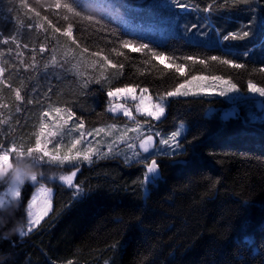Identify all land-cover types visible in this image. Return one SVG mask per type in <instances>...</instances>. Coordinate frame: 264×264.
Masks as SVG:
<instances>
[{"label":"trees","instance_id":"1","mask_svg":"<svg viewBox=\"0 0 264 264\" xmlns=\"http://www.w3.org/2000/svg\"><path fill=\"white\" fill-rule=\"evenodd\" d=\"M97 2L0 0V65L5 68L0 121H6L0 123V150L35 148L37 137H44L42 123L51 121L56 108L66 118L73 113L68 130L76 132L80 121L87 132L130 125L108 112L107 94L116 88L147 89L159 98L196 75L221 76L242 92L249 81L264 87V0ZM57 3H68L73 11L56 8ZM124 17L133 21L130 27L138 20L174 19L178 32L198 34L202 42L184 35L164 42L147 39L128 28ZM69 24L71 39L63 35ZM243 32L249 35L224 39ZM123 42L147 50L133 52ZM152 53L166 59L161 62ZM214 56L244 67L212 61ZM105 57L118 67L102 69ZM177 65H184L183 75ZM228 110L235 115L224 118ZM137 122L161 133L186 125L178 152L132 162L118 155L93 156L92 163L64 165L45 157L37 181L52 191L51 209L23 238L0 239V264H264V111L254 98L227 103L219 97H175L157 122L144 117ZM71 136L69 131L60 140ZM15 158L9 152L10 162ZM153 159L158 169L148 174ZM72 171L73 186L58 179ZM6 187L0 183V194ZM77 187L82 188L78 195ZM35 188L22 186L9 227L17 219L26 224Z\"/></svg>","mask_w":264,"mask_h":264},{"label":"rangeland","instance_id":"2","mask_svg":"<svg viewBox=\"0 0 264 264\" xmlns=\"http://www.w3.org/2000/svg\"><path fill=\"white\" fill-rule=\"evenodd\" d=\"M125 17H129L128 15L124 14ZM123 18L122 21L128 24V28H131L130 25L133 24V21L128 20L129 18ZM136 26L134 25L132 27V30L136 31L139 35L151 39V40H156L158 42H164L169 38L170 36H180L186 34L180 33L177 30V21H174V19L166 20V21H160L159 24L150 22L148 21L146 24H143L139 20L136 22ZM130 24V25H129ZM190 41L193 42H202L200 41L197 37L198 34H196V37H193L191 35L186 36ZM212 44V43H208ZM196 76H203V77H210V76H205V75H196ZM224 79V78H223ZM227 80V79H225ZM214 82L211 81L210 79L206 80H196L193 81L192 84L187 85L184 90H190V93H196V94H189L187 96H174V97H166L165 98V109L168 103V100L171 98L175 97H219L222 100L226 101L227 103L243 99V98H254L255 103L257 107L263 112L264 111V97L260 96L258 93H253L247 90L246 92H242L241 90L238 91H232V92H226L225 95L221 96L218 94L219 89H212L211 85ZM203 88H206V90H201ZM133 89V88H132ZM108 96V94H107ZM109 107H116V106H122L123 108H126L134 117V119H129V117L125 116L123 111H109L108 107V112L113 115V116H123L125 119L128 121V124H123V125H114V129L112 130L110 135H105V133L101 132L99 135H97L93 130L95 129H100V128H105L107 130L108 126H103V127H98L93 130H90L93 132L91 136L87 135L88 132L90 131H85V130H79L78 132L73 131L71 129L68 130V124L64 125L62 129L59 130L58 132V126L63 123V119H67L65 114L63 112L57 113L56 111L53 112V114H49L50 116L49 119L51 121L46 122L44 124V127L42 129V134H44V137H42V141L40 144L41 148L45 147V139L47 138V144L46 148L48 152L51 155H64L68 152V143H70L71 146V140L72 139H79L81 140V144L77 145L76 150H83L87 147H92L93 149H99L101 153H108L109 152V145H112V151L110 155H118L120 157H123L127 159L128 162L132 161H141L144 155L147 154H153V155H168L172 156L175 153L178 152L180 148V140L185 134L186 131V125L180 123L177 125L176 129L173 131H169L166 133H161L160 131L152 132V129H148L146 126L142 127L139 125L137 128V118L139 117H144L152 120L153 122H157L160 119H153L150 116L144 115L143 110L145 108L151 109L152 105H155L159 103V98H153L151 97L147 91L142 92L141 90H136L132 93H122L118 96H113L109 97ZM137 107H140L141 111H137ZM165 113V112H164ZM235 113L233 111H225L223 113L224 118H229L234 116ZM71 131L73 133V136H71V140L68 141V138L66 141H61V137H63V134L65 133L68 135V132ZM84 132V136L81 137L80 132ZM48 132H53L57 133L56 135H51L48 136ZM173 132H179L180 135H178L175 138V141L172 142L170 141L168 145L161 144L160 141L162 139H168ZM159 133V135H157ZM151 135L153 137V147L149 150V152L145 153L140 149V141L143 138H146L147 136ZM121 136L124 138L121 140L119 139ZM53 142L54 146L51 145L50 143ZM131 144L132 148H129L128 145ZM176 144H179V147H176ZM59 145V147H57ZM67 148L62 149L63 146H66ZM54 147V148H53ZM52 151V152H51ZM48 158V157H47ZM31 184L35 185V190L34 193L31 196V199L28 203L33 205V210L34 211H39L43 201L45 199V196L47 195V198L50 202V208L51 209V196H52V191L50 190V195L42 193L40 191L41 185L38 181L36 182H30ZM43 187H45L43 185ZM8 185L4 191H2L1 194L5 193L7 191ZM47 188V187H45ZM48 189V188H47ZM33 197H36V200L33 201ZM17 200V199H16ZM28 205H27V211H28ZM48 211V213H49ZM47 213V214H48ZM45 217V216H44ZM43 217V218H44ZM27 221H28V216H27ZM26 221V231H28V223ZM35 228V227H34Z\"/></svg>","mask_w":264,"mask_h":264},{"label":"snow or ice","instance_id":"3","mask_svg":"<svg viewBox=\"0 0 264 264\" xmlns=\"http://www.w3.org/2000/svg\"><path fill=\"white\" fill-rule=\"evenodd\" d=\"M90 2L92 3H98L97 0H90ZM227 2V0H226ZM26 7V5H24ZM56 8H65L67 9L69 12L73 11V7L68 4L65 3L63 5H61L60 3H57L55 5ZM181 7H183V5H181ZM205 11H209V9H205ZM37 15H39V13H37ZM66 18V17H65ZM36 28L41 27V25L39 23L35 24ZM56 31H59V29H56ZM64 36L68 37L69 39H71L72 36V25L69 24L68 28L65 30V32L63 33ZM249 35L248 32H243V33H229L228 36H225L224 39L228 40V39H243L244 37H247ZM74 42V41H73ZM4 43H8L7 40L4 41ZM122 47H128L130 49V51L133 52H145L146 46L144 45H140V46H134L132 45L130 42H123ZM56 49L60 48V41L57 40V44L55 46ZM45 51V47L41 46L40 47V52L43 53ZM115 51V50H114ZM123 53H118V55H122ZM93 55H98V53H93ZM152 56L158 58L161 60V62H163L164 57H162L160 54L158 53H152ZM186 60H191L193 58L191 57H186ZM212 61H218L221 64L224 65H229L233 68L236 69H240L243 68L244 65L242 64H237L234 63L233 61L230 60H220L219 57H211L210 58ZM53 62H55V49H54V55H53ZM196 61H194L195 63ZM200 64H206L207 62L205 60H199L198 61ZM109 65L112 68H117L118 65L112 63L110 60L107 59V57L104 58L103 63L101 64V68L103 69L104 65ZM119 67H123V65H119ZM184 69V65H177L176 66V71L180 72L181 75L184 74L183 72ZM74 70H75V66H74ZM261 71H264V69H261ZM5 72V68L0 65V76H3ZM77 74L79 75V72L77 71ZM103 74V73H101ZM206 79H210L211 81H213L214 83L211 85L212 89H216L218 88V94L223 96L226 94V92H232V91H238L236 84L232 83L231 80H225L223 79L221 76H211V77H203V76H191L189 79H186L183 83H179L175 86L174 90L172 91H168L167 93H165L164 95H161L159 97V103L152 105L151 109H147L145 108L143 110L144 115L150 116L153 119H160L165 112V98L166 97H174V96H187L189 94H196V93H190V90H184L186 88L187 85L192 84L193 81L196 80H206ZM2 82V81H0ZM97 83H100V80L97 79L96 80ZM106 82L110 83V80H107L106 78ZM84 87L87 86V82H85L83 84ZM201 90H206V88H203ZM248 90L250 92L253 93H258L260 96L264 97V87H258L255 83H253L252 81L248 82ZM134 91V89L132 88H116L115 90H109L108 91V96L109 97H113V96H118L122 93L128 92V93H132ZM142 92H146L147 89H142ZM22 99L21 94L19 91L16 92V100L20 101ZM31 102V101H29ZM19 110V109H17ZM55 111L57 113L61 112L60 108H56ZM68 111V110H65ZM109 111H123L124 115L129 117V119H134V117L132 116V114L126 109L123 108L122 106H116V107H109ZM137 111L140 112L141 109L140 107H137ZM44 116H47L48 113L45 112L43 113ZM73 113L71 111H68V116L67 119H63V123L60 124L58 126V132L60 129H62L64 127V125L68 124V121L72 119ZM6 121H0V123H5ZM41 127H44L43 123L41 125ZM114 125H109L107 130L105 128H100V129H95L93 130L97 135H99L101 132L105 133V135H110L112 130L114 129ZM139 127V122H137V128ZM84 128V122L80 121L78 124L75 125V129L78 130H82ZM57 133H53V132H48L47 135L51 136V135H56ZM70 134V133H69ZM93 134L92 131L88 132L87 135L91 136ZM81 137L84 136V132L81 131L80 132ZM157 135H159V133H157ZM180 135L179 132H173L171 134V136L168 139H162L160 141L161 144H165L168 145L170 141L174 142L175 138ZM124 137L121 136L119 139H123ZM47 138L45 139V147L41 148L40 144V137H37V146L35 148L29 147L27 149V152L29 154L31 153H42V155H39V159L40 161H43L45 159V157H48V162L49 163H58L59 165H64V164H73L75 163H79L80 161H84V162H88V163H92V158L93 156H96V158H103L104 156L110 155L111 151H112V145H109V152L108 153H101L99 151V149H93L92 147H87L83 150H76L75 152H73V149H77V145L81 144V140L79 139H72L71 140V147L68 149V152L64 155H51L47 148H46V144H47ZM57 147H59V145H57ZM129 148H132V145L129 144L128 145ZM153 147V137L151 135L147 136L146 138L141 139L140 141V149L147 153L149 152V150ZM176 147H179V144H176ZM9 152H15L16 156H23L24 152L19 150L17 146L13 145L12 148L10 149H4V150H0V166H4L7 165L8 163H10V159H9ZM158 169V165H157V161L155 159H153L148 165H147V173L148 174H152V173H156ZM78 171V169L76 170ZM76 171H72L70 174H61L58 179L60 181H62L64 184L69 185V186H73V178L76 175ZM42 178V176L40 177ZM38 180V176L33 178L32 182H36ZM25 185V184H23ZM22 184H12V185H8L7 191L3 194H0V205H3L5 203H7L10 199H18L21 197V189H22ZM40 191L42 193L48 194L50 195V190L43 187V185H41ZM82 192V188L77 187L76 188V194L78 195L79 193ZM36 200V197H33V201ZM50 208V202L47 198V195L45 196V199L43 201V204L40 208L39 211H34L33 210V205L29 204L28 205V211H27V216H28V231H26V233H24L23 235L26 236L29 234V232H31L33 230L34 227H36L37 225L40 224L41 220L43 219L44 216L47 215L48 211ZM244 242H248L247 238L245 239Z\"/></svg>","mask_w":264,"mask_h":264},{"label":"clouds","instance_id":"4","mask_svg":"<svg viewBox=\"0 0 264 264\" xmlns=\"http://www.w3.org/2000/svg\"><path fill=\"white\" fill-rule=\"evenodd\" d=\"M95 15V14H93ZM41 174V161L36 153L25 152L23 156L17 155L16 158L7 165L0 166V183L7 185L26 184L33 181L34 177ZM19 204L15 198L7 203L0 205V239H9L16 235L20 238L26 233V225L20 220H14L9 227V222L14 217Z\"/></svg>","mask_w":264,"mask_h":264}]
</instances>
